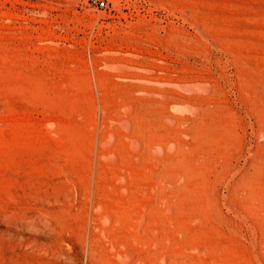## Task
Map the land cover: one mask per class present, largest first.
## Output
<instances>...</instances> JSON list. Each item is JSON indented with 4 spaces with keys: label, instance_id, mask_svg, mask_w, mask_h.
I'll use <instances>...</instances> for the list:
<instances>
[{
    "label": "rangeland",
    "instance_id": "rangeland-1",
    "mask_svg": "<svg viewBox=\"0 0 264 264\" xmlns=\"http://www.w3.org/2000/svg\"><path fill=\"white\" fill-rule=\"evenodd\" d=\"M105 2L0 0V264H264V0Z\"/></svg>",
    "mask_w": 264,
    "mask_h": 264
},
{
    "label": "built area",
    "instance_id": "built-area-1",
    "mask_svg": "<svg viewBox=\"0 0 264 264\" xmlns=\"http://www.w3.org/2000/svg\"><path fill=\"white\" fill-rule=\"evenodd\" d=\"M106 4L105 0H98L99 6H104Z\"/></svg>",
    "mask_w": 264,
    "mask_h": 264
},
{
    "label": "bare ground",
    "instance_id": "bare-ground-1",
    "mask_svg": "<svg viewBox=\"0 0 264 264\" xmlns=\"http://www.w3.org/2000/svg\"><path fill=\"white\" fill-rule=\"evenodd\" d=\"M182 86H183V84H181ZM189 85V84H188ZM193 85V84H192ZM186 86H187V84H186ZM186 86H184V87H186ZM198 86V85H197ZM179 87H181V86H179ZM189 87H191V86H187V88H188V90H189ZM183 88V87H182ZM187 88H185V89H187ZM191 89V88H190ZM137 141H135V143H136ZM158 149H160V148H158Z\"/></svg>",
    "mask_w": 264,
    "mask_h": 264
}]
</instances>
